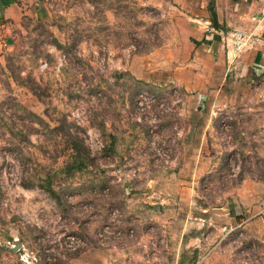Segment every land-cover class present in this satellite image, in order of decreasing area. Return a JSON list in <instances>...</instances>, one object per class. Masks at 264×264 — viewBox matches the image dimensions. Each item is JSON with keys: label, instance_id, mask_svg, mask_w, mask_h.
<instances>
[{"label": "rangeland", "instance_id": "1", "mask_svg": "<svg viewBox=\"0 0 264 264\" xmlns=\"http://www.w3.org/2000/svg\"><path fill=\"white\" fill-rule=\"evenodd\" d=\"M41 1L0 51V117L35 143L23 160L0 120V245L17 247L0 264H264V203L254 213L234 196L246 178L264 199V72L207 75L175 0ZM14 99L62 129L18 119ZM100 122L114 155L98 152ZM68 129L95 159L59 205L20 179L50 164V145L62 163ZM94 175L107 179L85 190Z\"/></svg>", "mask_w": 264, "mask_h": 264}, {"label": "crops", "instance_id": "2", "mask_svg": "<svg viewBox=\"0 0 264 264\" xmlns=\"http://www.w3.org/2000/svg\"><path fill=\"white\" fill-rule=\"evenodd\" d=\"M175 1L192 13L193 41L201 43L213 61L204 73H218L223 79L234 76L241 81L252 72H264V0H213L218 24L213 23L209 14V0ZM34 9L42 16L46 12L41 0H0V51L12 42L13 29L23 15ZM234 29L245 34L239 49H234L230 37ZM262 188V183L245 178L234 189L235 199L237 196L240 202L248 204V210L258 212L264 203V199H260Z\"/></svg>", "mask_w": 264, "mask_h": 264}, {"label": "trees", "instance_id": "3", "mask_svg": "<svg viewBox=\"0 0 264 264\" xmlns=\"http://www.w3.org/2000/svg\"><path fill=\"white\" fill-rule=\"evenodd\" d=\"M209 13L211 16V19L214 24H218L216 20V12L214 10V4L213 0H209ZM135 13V11L133 12ZM157 41H152L151 44H148V49L151 48V46H157L161 43H156ZM59 47L64 48L65 51L68 49L67 44H61L57 43ZM121 74H125V72H121ZM134 80H139L132 78ZM146 85V89L149 91H153L154 93L156 90H154L155 86L150 85L147 82L143 81ZM13 109L14 112L17 115L18 119H25V118H33L36 121H38L41 124V127L45 129L46 132H54V131H60L62 129V126L60 125H53L50 126L47 121H45L40 115L35 113L34 111L30 110L29 108L25 107L23 104H21L19 101L15 100L13 101ZM9 117V116H8ZM11 119V118H10ZM1 120V126L4 128V130L9 134L10 141L13 142L14 146L19 150L21 153V157L23 160L28 161L29 159H32V153L29 155L26 154V151H24L22 142H26L29 145H33V143L29 137L28 133L25 129V131L22 129H17V131H14V124L12 122L5 121L3 117H0ZM32 120V119H31ZM69 126L71 124H68ZM97 126L99 127L101 134L104 136L103 145L98 151L99 154L104 153L107 155H114L115 149H114V142H115V136L113 133L108 131L107 127L105 126L104 122L97 123ZM69 128V127H68ZM2 129H0L1 131ZM24 132H23V131ZM18 133L21 134L22 137L18 138L16 137ZM68 138L64 139L66 141V151H68V155L65 154V159L62 160V163L54 167L52 164L57 161L59 158V150H57L56 147L52 149V145L48 147L49 155L47 160H51L50 164H44L40 162H35V164L32 166V163H30L29 170L25 168L24 173L22 174V177L20 179V184L24 187H39L43 191H45L47 194H49L53 199L57 201V203L60 205L62 204L61 199H65V193L69 192L71 189L77 187L74 185L73 181L70 180L72 175L75 171H83L87 169V167L93 164V161L95 159V155L90 150V148L85 144L83 138L79 136L75 132H70L69 129L67 131ZM49 143L57 144L56 139H49L47 140ZM43 160V159H42ZM45 160V161H47ZM59 174H63V177L56 178V176H60ZM66 178H68L66 180ZM100 178H106L105 175L103 177L100 176H92L90 179H88L87 183H82V186L85 187V190H87L90 186H94L97 182L101 183ZM239 178H242V175L239 176ZM107 179V178H106ZM71 192V191H70ZM1 194V189H0ZM0 249L6 251L8 255H12L15 250L17 249H10L7 246L0 245Z\"/></svg>", "mask_w": 264, "mask_h": 264}, {"label": "built area", "instance_id": "4", "mask_svg": "<svg viewBox=\"0 0 264 264\" xmlns=\"http://www.w3.org/2000/svg\"><path fill=\"white\" fill-rule=\"evenodd\" d=\"M245 34L237 29H234L230 32V37L232 38V40L234 41V49H239L240 46L242 45V42L245 41L243 40ZM249 37V36H248Z\"/></svg>", "mask_w": 264, "mask_h": 264}, {"label": "water", "instance_id": "5", "mask_svg": "<svg viewBox=\"0 0 264 264\" xmlns=\"http://www.w3.org/2000/svg\"><path fill=\"white\" fill-rule=\"evenodd\" d=\"M13 249H17V247H16V246H14V247H13Z\"/></svg>", "mask_w": 264, "mask_h": 264}]
</instances>
